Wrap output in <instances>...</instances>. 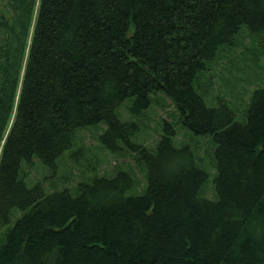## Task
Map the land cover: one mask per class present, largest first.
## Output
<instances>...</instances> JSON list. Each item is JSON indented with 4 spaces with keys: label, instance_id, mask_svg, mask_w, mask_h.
<instances>
[{
    "label": "trees",
    "instance_id": "obj_1",
    "mask_svg": "<svg viewBox=\"0 0 264 264\" xmlns=\"http://www.w3.org/2000/svg\"><path fill=\"white\" fill-rule=\"evenodd\" d=\"M244 32L264 0L0 9V264H264V82L240 111L215 71ZM157 95L173 113L149 126ZM87 130L131 161L66 187L59 164L102 162Z\"/></svg>",
    "mask_w": 264,
    "mask_h": 264
},
{
    "label": "rangeland",
    "instance_id": "obj_2",
    "mask_svg": "<svg viewBox=\"0 0 264 264\" xmlns=\"http://www.w3.org/2000/svg\"><path fill=\"white\" fill-rule=\"evenodd\" d=\"M2 2L3 5L0 6L1 10H3L11 0H2ZM223 53V57L219 60L215 68L217 77L219 78V90L224 93H231V95L235 96L237 98L236 103L239 105L240 111H242L247 103L249 92L260 83L264 82V37L254 39L244 32L239 36V39L235 41V46L225 48ZM237 78L245 80V83L237 84L235 82ZM158 98L159 95L155 96V101L153 102L152 107L145 111V113L147 112L148 114L144 120L146 125L152 126L153 123H156L161 118L171 120V116L168 115L169 113H173L170 102L162 97ZM120 113L125 116L122 109L120 110ZM145 134L147 135V132H145ZM95 135L96 133L93 130L79 133L82 143L89 147L98 146ZM143 137L148 143H152L156 138V134L154 133L152 136L147 135V138H145L144 135H141L142 140ZM185 140H188V137L183 130H180L177 135V141ZM205 143L206 139L199 143L200 149H202ZM80 147L81 144L77 140L74 149ZM96 147H94L93 150L97 152L98 157L102 162L94 169L87 168V170H85L81 166H74L72 163L68 162L58 165V172L69 171L71 173V179L66 187H72L80 180L109 174L117 163L122 162V164L125 165L131 161L128 156L121 157L120 160L114 159V156L109 155L102 149L98 150ZM68 153L69 152H66L61 159L69 161L67 156ZM83 170H85V172H83ZM41 174L42 172L39 169L33 171L35 177H39ZM138 179L140 183H142V177L140 174H138ZM211 179L212 176H210L209 181H211ZM139 191L138 187L134 189L131 194L138 193Z\"/></svg>",
    "mask_w": 264,
    "mask_h": 264
}]
</instances>
